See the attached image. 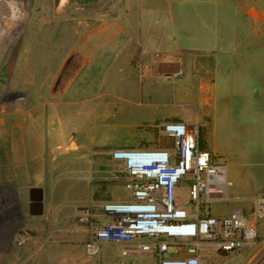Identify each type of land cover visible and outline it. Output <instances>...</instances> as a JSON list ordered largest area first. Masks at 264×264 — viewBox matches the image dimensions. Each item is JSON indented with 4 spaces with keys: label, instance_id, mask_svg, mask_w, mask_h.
<instances>
[{
    "label": "rangeland",
    "instance_id": "obj_1",
    "mask_svg": "<svg viewBox=\"0 0 264 264\" xmlns=\"http://www.w3.org/2000/svg\"><path fill=\"white\" fill-rule=\"evenodd\" d=\"M14 1L25 22L0 40V209L14 210L6 225L31 240L0 250V264H122L111 252L88 258L77 219L91 201L125 198L114 150L171 145L158 123L193 119L201 134L222 120L219 157L262 188L253 212L264 196V120L235 134L224 119L264 116V0H64L58 11L54 0ZM6 11L0 0V20ZM210 68H232L220 74L216 107ZM32 189L42 192L40 217L18 214ZM257 236L254 249L204 264H264V218Z\"/></svg>",
    "mask_w": 264,
    "mask_h": 264
},
{
    "label": "built area",
    "instance_id": "obj_2",
    "mask_svg": "<svg viewBox=\"0 0 264 264\" xmlns=\"http://www.w3.org/2000/svg\"><path fill=\"white\" fill-rule=\"evenodd\" d=\"M156 128L171 142L169 147L111 153L124 167L125 199L91 201L85 208L76 223L84 254L98 258L109 245L118 248L121 258L154 255L159 264H202L204 250L230 254L257 247L264 196L249 218L238 209L224 217L210 215L207 210L212 205L230 200L225 165L199 148L197 124L165 122ZM183 187L185 194L179 191ZM30 240L25 228H0V250H19ZM172 247L188 256L168 257Z\"/></svg>",
    "mask_w": 264,
    "mask_h": 264
},
{
    "label": "crops",
    "instance_id": "obj_3",
    "mask_svg": "<svg viewBox=\"0 0 264 264\" xmlns=\"http://www.w3.org/2000/svg\"><path fill=\"white\" fill-rule=\"evenodd\" d=\"M107 31V30H106ZM108 32V31H107ZM106 32V33H107ZM117 33H112L110 35L103 36V40H107L108 43L105 44V48H107V54L103 55L105 58L107 57L108 53L112 51V49L116 46L112 42H115V37H117ZM121 39V45H123V38ZM117 44V40H116ZM232 72V68H210V77L208 76V83L209 86L207 87L208 92L210 93V96L208 97V102L211 100V95L214 98L212 105L216 107V101L218 100V96L220 94L221 90V85L223 83V80L225 79L224 75L220 74H225L226 72ZM250 85V83H249ZM248 92L245 93L246 97L250 98V95L252 94V90L250 87H248ZM215 109V108H214ZM264 120V116L259 115V116H243L241 118L240 116L237 119H234L233 116H228L225 117L224 121L226 122V127L228 128L227 130L234 131L235 134H240L238 131H247L249 130H255L257 127H260V125H255L252 124L253 122L255 123L256 121H262ZM184 122H189V123H194L198 125V122L193 119H185L183 120ZM220 122L222 123V120L218 119L215 115L213 118L210 119L208 125L204 126L202 125L201 131L204 133L205 132V145L203 146L204 149L203 151L209 152L215 159L218 161L222 162L227 170V178L229 182L231 183L229 189L227 190V195L229 197V201L221 204H215L212 205L207 212H209L210 215L215 216V217H224L228 216L233 210L238 209L242 212V214L246 217L249 218L252 215V209H253V199L257 196V194L260 193L262 188H259V186H254L253 183L255 182H248L247 178L251 177V174L249 170L246 168H242V170H238L237 164L234 162L230 163H225L224 159L220 156V149L218 148L216 144V137L218 136L217 130L219 129ZM161 123H158L154 125V131H157L156 126ZM264 125V124H262ZM262 129H264V126H261ZM245 134V133H244ZM243 134V135H244ZM233 135V134H232ZM200 148V147H199ZM113 160V159H112ZM244 181V184L247 186L244 190L242 189V183ZM264 188V186H263ZM179 191L185 194L186 192V187L181 188ZM125 199V198H124ZM206 212V211H205ZM248 250H242L239 252H245ZM105 252H111L115 253L120 259L124 260V264H159V260L156 256L154 255H142V256H132L130 258H121L119 256L118 248L115 246H105L101 255L104 254ZM236 253V252H235ZM217 252H209V251H202L201 256H202V264H204V261L206 260V257H216ZM221 254H226V253H221ZM231 254V253H230ZM168 257L173 258V259H183L188 256V254L184 250H179L178 252H174V249H170ZM122 263V264H123Z\"/></svg>",
    "mask_w": 264,
    "mask_h": 264
},
{
    "label": "bare ground",
    "instance_id": "obj_4",
    "mask_svg": "<svg viewBox=\"0 0 264 264\" xmlns=\"http://www.w3.org/2000/svg\"><path fill=\"white\" fill-rule=\"evenodd\" d=\"M5 3H6L7 15L5 14L3 17H1V20H0V22H1L0 25L2 26V28H1L2 31L0 32V40H3V41L8 40L10 37L15 35L16 34L15 31L18 29L19 25H22L25 22L23 12L21 11V7L18 3H16L14 0H5ZM23 123L25 124V121ZM15 127H17V126H15ZM22 129H23V127H22ZM60 129H61V127H60ZM62 130H60V131H62ZM56 132H59V131H56ZM58 135H59V133L58 134L55 133L53 135L54 137H50V138H58L60 136V135L59 136Z\"/></svg>",
    "mask_w": 264,
    "mask_h": 264
},
{
    "label": "flooded vegetation",
    "instance_id": "obj_5",
    "mask_svg": "<svg viewBox=\"0 0 264 264\" xmlns=\"http://www.w3.org/2000/svg\"><path fill=\"white\" fill-rule=\"evenodd\" d=\"M29 200H38V198L42 199L43 202V196H42V192L41 190L35 189V190H29ZM14 214V210L11 209H0V228L2 227H6L8 225H6L5 219H3L4 217L10 216ZM18 214L22 215L25 214L29 217H32L30 215V202L26 204L25 207V212H23V210L19 209L18 210Z\"/></svg>",
    "mask_w": 264,
    "mask_h": 264
},
{
    "label": "water",
    "instance_id": "obj_6",
    "mask_svg": "<svg viewBox=\"0 0 264 264\" xmlns=\"http://www.w3.org/2000/svg\"><path fill=\"white\" fill-rule=\"evenodd\" d=\"M64 3V0H54V8L56 11L60 9L62 4ZM35 190V189H32ZM43 202L41 198H38V200H32L30 202V215L35 217H40L43 215Z\"/></svg>",
    "mask_w": 264,
    "mask_h": 264
},
{
    "label": "trees",
    "instance_id": "obj_7",
    "mask_svg": "<svg viewBox=\"0 0 264 264\" xmlns=\"http://www.w3.org/2000/svg\"><path fill=\"white\" fill-rule=\"evenodd\" d=\"M205 145V132L199 133V147L200 149H204L203 146ZM159 147H169V146H164V145H159Z\"/></svg>",
    "mask_w": 264,
    "mask_h": 264
}]
</instances>
